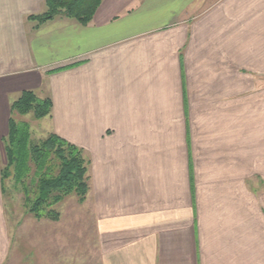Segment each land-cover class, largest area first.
I'll return each instance as SVG.
<instances>
[{
  "label": "crops",
  "instance_id": "1",
  "mask_svg": "<svg viewBox=\"0 0 264 264\" xmlns=\"http://www.w3.org/2000/svg\"><path fill=\"white\" fill-rule=\"evenodd\" d=\"M44 1L0 0V140L20 92L50 98L46 134L88 160L79 263L264 264V0L28 19Z\"/></svg>",
  "mask_w": 264,
  "mask_h": 264
},
{
  "label": "trees",
  "instance_id": "2",
  "mask_svg": "<svg viewBox=\"0 0 264 264\" xmlns=\"http://www.w3.org/2000/svg\"><path fill=\"white\" fill-rule=\"evenodd\" d=\"M101 0H45V10L28 19L43 23L57 15L88 23ZM7 133L1 138L5 164L0 168V189L6 195L5 181L12 179L19 185L24 204L37 219L58 220L55 206L67 195L75 194L82 202L87 193V165L80 147L54 133L33 141L26 121L15 115L31 113L34 119L47 116L51 111L49 97L38 98L34 91L23 90L9 106Z\"/></svg>",
  "mask_w": 264,
  "mask_h": 264
},
{
  "label": "rangeland",
  "instance_id": "3",
  "mask_svg": "<svg viewBox=\"0 0 264 264\" xmlns=\"http://www.w3.org/2000/svg\"><path fill=\"white\" fill-rule=\"evenodd\" d=\"M14 117L29 124L30 138L33 141L47 135L46 125L41 121L44 117L34 119L31 113ZM0 149L2 167L5 164V154L1 140ZM5 186L6 195L3 196L1 192V204L10 247L7 260L3 264H80L79 262L86 260L83 257L85 254L83 247L86 246L87 239L90 240L92 237L91 229L85 232L83 226L85 220L78 215L81 211L80 203L85 199L79 202L75 194H69L55 206L59 212L58 220L37 219L25 206L20 186L15 185L11 178L5 181ZM49 224H52L54 230H49L47 226ZM89 227L90 224L86 225V228ZM53 242L56 245H64V250L57 247V250L53 251L48 247Z\"/></svg>",
  "mask_w": 264,
  "mask_h": 264
}]
</instances>
